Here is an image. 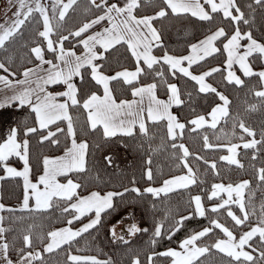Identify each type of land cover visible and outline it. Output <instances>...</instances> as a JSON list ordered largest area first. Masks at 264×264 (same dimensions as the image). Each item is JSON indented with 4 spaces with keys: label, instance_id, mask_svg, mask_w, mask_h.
<instances>
[{
    "label": "snow or ice",
    "instance_id": "1",
    "mask_svg": "<svg viewBox=\"0 0 264 264\" xmlns=\"http://www.w3.org/2000/svg\"><path fill=\"white\" fill-rule=\"evenodd\" d=\"M80 4L81 0H19L17 11L0 23V50L5 53L23 36L26 26L33 23L40 26L34 32V46L28 49L35 62L29 60L33 66L25 67L19 73L22 78H17V72L6 62H0V72L3 73L0 74V92L10 93L0 101V109L27 107L34 114L35 121V126H26L25 121L18 119L16 126L9 127L7 133L0 136V170L4 173L0 175V181L14 178H22L23 181L18 208L0 203V264H49L45 254H59L60 251L66 253L64 264H113L111 257L101 260L92 255H76L64 246L70 248L78 237L97 229L103 217L114 209L115 198H123L125 193L148 194L157 200L202 184L199 169L194 170L192 161H203L207 165L206 171L219 175L216 160L209 161L202 155H194L184 143L179 142L186 128L190 132L217 129L221 121L231 120L233 128H239L243 133L239 136L242 143L213 144L205 134L202 137L203 149H225L227 155H220L219 161L237 169L244 168L238 158L240 149L252 150L253 161L264 152V126L257 139V131L248 126L241 114H232L229 96L208 82L209 77L220 73L227 85L237 89L248 87V92L258 99V103L248 105L246 113L264 110V42L257 39L251 30L256 23L257 9L262 10L264 19V0H250L246 5L241 0H159L155 6L154 0H84L85 20L64 34L66 18ZM149 6H153V14L137 15L138 10ZM170 18H194L207 22L211 27L202 39L188 45V54L174 55L165 48L162 31L155 26V22ZM242 25L249 30L242 31ZM97 26H100L99 30L90 31ZM70 39L72 47L66 48L65 42ZM218 42L222 47L217 46ZM118 46L126 47L134 60V70L125 68L108 75L104 71L105 64L101 62L106 60V54L119 51ZM76 47L82 49L80 54L75 51ZM154 49H160L162 54L155 55ZM46 52L53 58L46 59ZM217 53L225 55L223 67H211L199 74L192 71L194 65H201ZM257 62L261 65L259 70L255 67ZM236 68L244 78H255L258 88L249 87L247 81L237 75ZM178 74L194 82L197 95H214L218 99L207 116L195 114L182 122L172 111L174 106L186 104L185 95L189 101L193 96L192 92H182L177 83L170 82L169 78L176 79ZM142 77H151L153 82L141 84ZM76 78L80 81L90 78L98 89H102V94L92 91L81 101L80 89L74 82ZM113 81L128 86L132 99L117 100L111 86ZM53 85H62L65 90L48 91V87ZM160 86L165 88L167 99L158 97ZM58 97H63V101ZM71 109H82L86 114L85 129L100 138L97 149L118 136L135 137L137 130L139 135L150 140L148 124H162L165 138L174 150L172 156L176 167L185 171L163 179L159 186L149 185L143 189L125 186L123 191L104 194L92 191L88 195H79L82 184L72 179L71 174L80 176L89 171V143L77 141L76 121ZM192 111L195 113L194 109ZM61 121L66 122V128L59 126ZM51 125H57L54 131L50 130ZM44 130H47L46 134ZM37 133H41L40 143L47 141L52 145L60 143L58 134H62L70 139V146L65 147L61 156H44L42 174L33 182L30 178L28 137ZM13 157L22 162V170L9 165ZM103 160L106 167L113 166L111 154H105ZM152 163V157L148 155L142 176L149 182L155 179ZM254 174L258 181L255 189L248 179L238 183H213L206 199L216 203L206 207L204 197L190 194L188 206L191 211L187 215H180L177 219L169 213L156 221L149 240L152 251L146 254V264H156L159 258H166L169 264H264V167L256 169ZM59 177H67L66 182L61 183ZM132 183H136L135 179ZM257 191L261 197L259 205L256 202ZM57 208L66 226L40 236L34 232L37 226L29 224L16 237L9 239V234L15 231L13 225L25 220L24 216H16V212L47 213ZM128 216H134V212H129ZM195 217L207 218L208 226L188 234L176 248L155 251L158 241H171L185 222ZM84 218L87 222L73 229L72 225ZM221 218L225 222H221ZM169 219L171 222L166 227L165 221ZM217 230L222 237L205 242V238L210 234L215 236ZM148 231V228L135 223L126 229L129 237ZM110 233L113 242L129 243L124 234H117L115 226ZM37 241L43 245L42 248H37ZM131 264H142L139 255L131 259Z\"/></svg>",
    "mask_w": 264,
    "mask_h": 264
},
{
    "label": "trees",
    "instance_id": "2",
    "mask_svg": "<svg viewBox=\"0 0 264 264\" xmlns=\"http://www.w3.org/2000/svg\"><path fill=\"white\" fill-rule=\"evenodd\" d=\"M250 0H241V3L246 5ZM159 0H154L153 6L158 4ZM149 6L142 10H138L137 15H151L152 7ZM84 0H81L80 7L75 12H71L69 17L66 18L64 23V34H67V30L74 29L81 21L85 20V13L83 12ZM262 10L257 9V19L254 27L251 29L254 36L264 42V19L261 17ZM155 26L161 29L164 46L174 55H186L188 53V45L190 43L197 42L202 39L208 32L211 25L207 22H200L194 18L176 19L170 18L163 21L155 22ZM40 27L35 23L25 27L23 36L18 38L17 41L10 45L9 50L5 53L0 50V62H6L8 66L17 72V78H20L19 73L23 71L25 67H32L34 57H30L28 49L33 45L34 32ZM100 26L90 30L95 31ZM242 31L249 30L247 26L242 25ZM231 31V30H229ZM55 39V37H54ZM71 39L65 42L66 48L72 47ZM218 47L222 45L218 42ZM119 51L113 50L111 53L106 54V60L101 62L105 64L104 71L108 75H112L117 71H121L125 68L134 70V60L130 54L126 51V47L118 46ZM75 51L80 53L82 49L76 47ZM154 54L159 56L162 54L160 49H154ZM46 56L50 59L53 58L51 53L46 52ZM11 57V60L8 59ZM33 63H29V60ZM225 55L217 53L214 57H209L201 65H194L192 71L195 74H199L203 71H207L211 67H223ZM260 63L257 62L255 67L257 70L260 68ZM2 74V72H0ZM247 81L249 87H257L255 78H244ZM170 82L177 83L182 89V92H192L193 96L191 101L188 100L187 95L183 98L186 100V104L180 107H173V112L179 116L182 122L194 117L195 114L206 115L210 112L211 108L218 103V99L214 95L203 96L197 95L195 92V84L193 81L187 78L180 77L179 74L176 79L169 78ZM153 82L151 77H142L141 84ZM208 82L212 83L214 87H217L219 91L229 96L232 101L231 112L236 115L239 112L248 126L254 128L257 131V139H259V133L264 126V110H258L256 112L246 113L245 109L249 104L258 103V99L254 95L248 92V87L237 89L231 85H227L221 79V74L216 73L213 77L208 78ZM77 86L80 89L79 98L81 101L87 97L92 91H99L102 93V89H98V86L94 85V82L90 78L85 81L78 79ZM112 88L113 94L120 99H131V93L128 86L123 85L120 82L113 81ZM62 85H54L49 87L50 90H62ZM157 95L160 98L167 97L166 90L163 86H160L157 90ZM58 99H64L58 97ZM195 110V113L192 111ZM71 114L75 119V127L77 129V141L86 140L89 143L88 169L87 173L77 176L75 173L71 174V178L80 182L82 187L78 190L79 195L84 196L92 191H98L104 194L108 191H123L125 186L127 187H139L143 189L149 185L158 186L162 183L163 179L170 178L174 175H181L185 171L182 168L176 167V161L172 156V150L170 148V142L166 140L165 133L162 124L153 125L148 124L149 136L151 139L145 138L139 135L135 137H115L112 140L104 144L100 149L96 148V144L100 142V138L94 134L88 132L85 127L86 114L82 109H71ZM8 113L7 118L0 119V136L4 135L3 127L16 126L17 120L25 121L26 126H35L34 114L30 113L27 107L20 109L18 106H13L7 109H0V114ZM60 127L66 128V122H58ZM57 125H51L50 130H55ZM191 127V126H189ZM47 130H44L46 134ZM234 133V134H233ZM208 135L210 142L213 144H228L239 143V136L243 135L239 128H233L232 121H221L217 126V129L204 128L198 132H190L185 129L184 136L181 141L189 148V151L194 155H202L209 161L216 160L219 175H214L210 170H207V165L203 161H192L194 170L199 169L198 175L203 181L202 184L194 185L187 191L175 192L170 194L169 197H162L157 200L145 194L144 196H137L135 193H125L123 198L117 197L114 200V209L109 210L110 214L103 217L102 224L97 229L91 230L90 233L84 234L82 237H78L76 241H73L71 247L65 245V249H68L72 254L76 255H92L98 259L104 260L111 257L113 264H131V259L139 255L142 264H146V254L152 251V247L149 244L151 237L152 226L156 221H159L165 217L166 214L179 218L180 215H187L191 209L188 206L189 195H201L204 197V203L206 207H210L216 203L215 200L208 201L206 195L210 193V188L213 183H238L242 179L250 180L251 187L256 188L258 181L255 177V170L260 167H264V152L258 154L255 161L251 160L252 150H240L239 159L244 164L243 169H237L235 166H229L226 162L219 161L220 155H225L227 152L225 149L204 150L203 149V135ZM41 133L33 134L28 139L30 140V165L31 175L30 178L36 181L38 176L42 174V160L44 156L56 157L63 155L65 147L70 146V139H66L62 134L59 135L60 143L58 145H52L45 141L40 143ZM219 137V139H217ZM246 139H248L246 137ZM105 154H111L113 158V166L106 167L103 157ZM151 155L153 163L152 169L154 173V181H147L142 176L144 167V161ZM191 160V158H190ZM9 165L18 169L23 167L21 161L13 157L9 160ZM251 165H254L253 168ZM0 175H4L0 170ZM135 179L136 183L133 185L132 181ZM59 181L65 182L67 177H59ZM22 178L7 179L0 181V195L1 201L6 206L19 207L22 200ZM260 193L257 191L256 202L259 205ZM153 204L156 205L153 208ZM236 210V209H234ZM237 214L238 213V210ZM134 212V216L129 217L128 213ZM5 216H9V213H3ZM16 216H24L25 220L19 222L13 227L15 231L9 234V239H13L18 235L21 229L26 228L29 224H35L37 227L34 229L36 235H46L48 231L55 230L66 226V221L60 214V210H49L47 213H28V212H16ZM209 215H215L209 213ZM87 221L84 218L80 222H76L72 225L73 228L78 227L81 223ZM171 222V220L165 221V226ZM221 222H225L221 218ZM255 222V221H253ZM132 223L137 224L141 228H148V232H141L135 236H127L129 243L127 245L122 244L119 241L113 242V238L110 233V229L115 226L122 225L128 226ZM208 226L207 218L195 217L185 222V226L180 232L176 233L171 241L163 239L158 241L155 251H163L167 248H176L178 242L184 239L188 234L201 230L203 227ZM221 236L217 234L211 235L205 238V242H211L213 239ZM19 244V241H17ZM37 248H42V244L37 241ZM66 253L60 251L59 254H45V258L49 261V264H64ZM156 264H169L166 258H159Z\"/></svg>",
    "mask_w": 264,
    "mask_h": 264
},
{
    "label": "rangeland",
    "instance_id": "3",
    "mask_svg": "<svg viewBox=\"0 0 264 264\" xmlns=\"http://www.w3.org/2000/svg\"><path fill=\"white\" fill-rule=\"evenodd\" d=\"M18 2H19V0H0V23L4 22L5 20H8L9 18L12 17L13 13L16 12L18 9ZM8 129H9L8 126H5L2 128L4 135L7 133ZM239 143H241V142H239ZM240 150H242V149H240ZM225 155H227V153ZM17 170H22V168H20V169L17 168ZM33 182H35V181H33ZM60 182L65 183L66 181L65 182L60 181ZM86 222L87 221H85L83 223H86ZM81 224L76 228H79L81 226ZM76 228H73V229H76ZM116 230H117V227H116ZM126 239H127V237H126Z\"/></svg>",
    "mask_w": 264,
    "mask_h": 264
},
{
    "label": "crops",
    "instance_id": "4",
    "mask_svg": "<svg viewBox=\"0 0 264 264\" xmlns=\"http://www.w3.org/2000/svg\"><path fill=\"white\" fill-rule=\"evenodd\" d=\"M97 30H99V28L97 29ZM96 31V30H95ZM81 53V52H80ZM80 53H77V54H80ZM188 54V53H187ZM46 59H50V58H48L47 56H46ZM236 70V72H237V75H241L242 76V74L239 72V70H238V68H236L235 69ZM1 74V73H0ZM3 74V73H2ZM113 75V74H112ZM20 78H22V77H20ZM242 78H243V76H242ZM77 81H78V78H76V79H74V82L77 84ZM54 86V85H53ZM49 87H51V86H49ZM49 87H48V91H51V92H53V93H56V92H60V91H63V90H65L64 88L62 89V90H50L49 89ZM64 87V86H63ZM8 94H10V93H7V92H0V101H2L3 99H4V97L6 96V95H8ZM102 94V93H101ZM160 98V97H159ZM132 99V98H131ZM161 99H167V97H165V98H161ZM59 101H63V99H58ZM173 111V110H172ZM9 115H8V113H5V114H0V119H3V118H7ZM61 156V155H60ZM0 203H2V201H1V195H0ZM127 227L128 226H125V225H122V226H119L118 228H117V234L119 235V234H124L125 235V238L128 236L127 235V232H126V229H127Z\"/></svg>",
    "mask_w": 264,
    "mask_h": 264
}]
</instances>
